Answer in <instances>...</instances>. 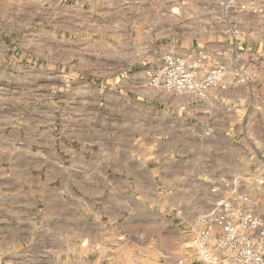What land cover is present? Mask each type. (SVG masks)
Instances as JSON below:
<instances>
[{
    "label": "crops",
    "instance_id": "crops-1",
    "mask_svg": "<svg viewBox=\"0 0 264 264\" xmlns=\"http://www.w3.org/2000/svg\"><path fill=\"white\" fill-rule=\"evenodd\" d=\"M221 1L208 3L213 26L200 38L191 44L169 40L160 52L169 46L183 55L190 49L211 56L233 53L231 29L261 48L264 0H230L225 9ZM133 4L137 9L147 4L146 16L127 19L186 15L178 12L182 4L167 0ZM241 5L247 7L240 10ZM37 38L0 26V85L14 90L0 96V264H19L24 246L32 253L44 248L49 259L63 264H176L193 240L195 220L233 191L251 197V208L264 221V68L255 81L227 78L225 88L210 90L200 104L181 107L186 118L197 115L196 106L206 107L205 142H185L179 126L175 140L151 139V132H167L161 125L150 126L149 139L137 141L135 127L113 124L103 114L104 101L146 95L135 91L133 80L128 81L133 91L121 94L104 91L108 81L97 76L90 82L94 91L76 94L74 106L67 103L72 95L36 102L25 94L24 85L37 81L24 79L23 53L40 51ZM243 57L237 66H244ZM209 65L205 60L202 72ZM9 67L11 73L3 76ZM111 81L117 90L119 78ZM169 181L175 186L171 195L157 186ZM163 196L175 199L169 203ZM152 203L155 209L147 207ZM193 253L191 248L184 256L194 258Z\"/></svg>",
    "mask_w": 264,
    "mask_h": 264
},
{
    "label": "rangeland",
    "instance_id": "rangeland-1",
    "mask_svg": "<svg viewBox=\"0 0 264 264\" xmlns=\"http://www.w3.org/2000/svg\"><path fill=\"white\" fill-rule=\"evenodd\" d=\"M134 1L99 0L97 4H80L79 0H0V26L9 31L22 32L29 39L38 37L40 42L39 52L23 53L24 79L31 78L30 80L37 81L24 85L25 94H30L32 101L36 102L50 101L54 97L66 99L72 95L67 103L74 106L78 104L75 100L76 94L94 91L90 82L97 76L103 77L105 82L119 78L117 90L116 88L112 90L111 81L109 84L105 83L104 91H116L121 94L133 91V84L128 82L133 80L135 91L146 95L141 97L137 95L135 100L123 97L118 100L116 97L104 101L105 119L112 120L113 124L118 123L120 126L135 127L137 141H143L144 136L149 139L150 132L147 131L150 126L155 128L161 125L164 129L166 126L167 132L161 134L151 132V139L154 140L156 136L159 139L161 136L168 141L175 140L174 129L179 126L183 132V136L179 134V137H183L185 142H191L193 139L205 142L209 132L204 131L203 127L207 125L208 118L202 111H205L206 107L196 106L197 115L193 118L182 116L181 107L188 109L192 103L200 104L199 102L208 97L210 90L214 92L215 88H210L203 97L194 94L176 95L153 86L150 79L158 73L165 53L176 51L168 46L165 52H160L167 41L184 39L191 44L194 37L200 38L207 32L208 27L213 24L207 15V5L212 0H194L196 4L199 2L200 5L197 6H191L189 0H167L183 5V10H178L181 14L186 13L183 19H177L176 15L162 19L157 15L155 19L150 20L127 19L128 16H146L148 5H140L137 9ZM230 3V0H222L220 4L225 9ZM198 6L200 7L197 11L195 8ZM246 7L241 5L239 9L243 10ZM192 9H195V17H191ZM135 12L138 14H134ZM112 16L120 18L112 19ZM235 33L236 31L231 29V36L228 38L232 41L233 53L213 56L208 54L210 62L208 68L215 60L224 65L225 87L228 84L227 78L239 82L255 81L264 68V37L261 48H255L253 39L242 35L236 37ZM237 40L238 55L235 56ZM190 50V53L199 51ZM241 55L244 56L243 67L236 65ZM11 71V67L7 68L3 76L9 75ZM12 91H14L12 85H0L1 97L9 95ZM174 155L173 152L171 156ZM162 183L161 185L157 182V186L167 190V194L171 195L175 188L174 184L171 181L167 184ZM162 198L169 203L171 199H175L172 196ZM147 207L155 209L157 206L152 203ZM189 231L191 232V229ZM191 240L192 238L183 246L184 252L179 255L180 258H187L184 255L191 248L195 253ZM211 251L217 256L221 255L214 246ZM53 257L49 259V254L44 248L32 253L31 249L24 246V259L19 264H63L62 260Z\"/></svg>",
    "mask_w": 264,
    "mask_h": 264
},
{
    "label": "built area",
    "instance_id": "built-area-1",
    "mask_svg": "<svg viewBox=\"0 0 264 264\" xmlns=\"http://www.w3.org/2000/svg\"><path fill=\"white\" fill-rule=\"evenodd\" d=\"M207 59L200 50L187 55L168 51L150 83L176 95L198 97L210 88H224V65L215 60L202 72ZM251 204V197L236 191L218 200L193 224L194 258H180L176 264H264V221ZM213 246L220 256L211 251Z\"/></svg>",
    "mask_w": 264,
    "mask_h": 264
}]
</instances>
